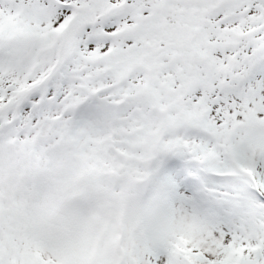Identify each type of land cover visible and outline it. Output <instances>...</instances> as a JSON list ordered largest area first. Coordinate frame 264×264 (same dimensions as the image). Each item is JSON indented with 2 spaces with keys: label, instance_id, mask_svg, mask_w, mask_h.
Listing matches in <instances>:
<instances>
[{
  "label": "snow or ice",
  "instance_id": "snow-or-ice-1",
  "mask_svg": "<svg viewBox=\"0 0 264 264\" xmlns=\"http://www.w3.org/2000/svg\"><path fill=\"white\" fill-rule=\"evenodd\" d=\"M0 264H264V0H0Z\"/></svg>",
  "mask_w": 264,
  "mask_h": 264
}]
</instances>
